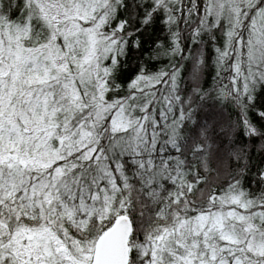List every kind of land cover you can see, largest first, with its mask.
Returning <instances> with one entry per match:
<instances>
[{
  "label": "snow or ice",
  "instance_id": "1",
  "mask_svg": "<svg viewBox=\"0 0 264 264\" xmlns=\"http://www.w3.org/2000/svg\"><path fill=\"white\" fill-rule=\"evenodd\" d=\"M0 264H264V0H0Z\"/></svg>",
  "mask_w": 264,
  "mask_h": 264
}]
</instances>
